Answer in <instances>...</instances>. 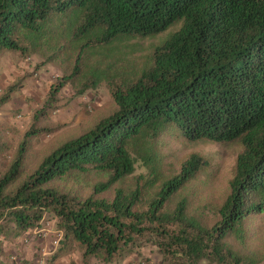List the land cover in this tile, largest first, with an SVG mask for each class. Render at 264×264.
<instances>
[{
    "label": "trees",
    "instance_id": "1",
    "mask_svg": "<svg viewBox=\"0 0 264 264\" xmlns=\"http://www.w3.org/2000/svg\"><path fill=\"white\" fill-rule=\"evenodd\" d=\"M174 27L141 59L126 61L130 42ZM6 54L38 57L36 73L47 64L63 73L0 170V258L5 242L52 216L59 253L77 251L81 264L121 263L146 248L161 264H259L242 250L246 220L264 214V0H0V59ZM29 76L1 93L0 110ZM103 84L116 111L28 168L32 142L57 132L41 124L60 109L62 91L85 96ZM166 137L239 148L212 225L186 194L210 160L192 153L165 171ZM9 148L0 134V156ZM91 173L106 180L86 198L59 187Z\"/></svg>",
    "mask_w": 264,
    "mask_h": 264
},
{
    "label": "rangeland",
    "instance_id": "2",
    "mask_svg": "<svg viewBox=\"0 0 264 264\" xmlns=\"http://www.w3.org/2000/svg\"><path fill=\"white\" fill-rule=\"evenodd\" d=\"M176 30L177 27H174L157 37L130 42L133 48L128 49L130 53L125 56L126 61L135 62L141 59L150 52L153 45L160 44ZM133 51L134 54H132ZM8 56L11 55H4L0 62L3 63V67L10 64ZM14 60L16 74L4 71L3 75H0V95L9 83L11 84L26 75H33L24 81L23 88L14 94L12 100L0 110V134L10 144V148L0 156L1 171L7 169L29 129L32 112L43 103L50 85L63 73L61 67L55 64H47L36 73V66L41 62L36 56L28 61ZM6 82L8 83L6 84ZM115 111L116 107L111 101L105 84L97 93L90 92L79 97H74L72 88L64 89L61 93L60 109L41 124L42 126L56 127L57 132L52 135H42L32 142L27 156V167L32 169L37 166L58 145L85 133ZM163 141L160 151L165 159L163 166L165 171L178 170L180 163L192 153L200 154L210 160L211 167L189 185L186 194L191 203V210H197L199 214L205 212V222L212 225L216 221L211 216L212 210L221 205L229 194V182L234 173L239 148L236 145H217L209 141L189 144L177 142L171 137H166ZM141 172L148 173L138 165V173ZM105 180L104 176L91 173L70 178L59 183V187L80 198H86L93 194L96 184ZM106 196L112 198L113 192ZM41 225L40 228L23 235L13 243L5 242L0 264H51L53 256L59 253L63 243L60 241L58 246L54 244V241L59 239L58 233L60 232L57 231L56 222L52 216H47ZM244 227L248 231V239L247 246L242 251L254 257L259 264H264V214L258 218L246 220ZM38 229L45 231L44 236L35 234ZM37 241H48V249L35 246ZM230 241L233 245H237L235 240ZM140 252L141 255H131L134 257L128 258L126 261L130 264H161V259L155 251L146 248ZM59 254L58 259L54 261L55 264H81V255L77 251L70 254ZM91 264L104 263L92 260ZM112 264H122V262Z\"/></svg>",
    "mask_w": 264,
    "mask_h": 264
},
{
    "label": "crops",
    "instance_id": "3",
    "mask_svg": "<svg viewBox=\"0 0 264 264\" xmlns=\"http://www.w3.org/2000/svg\"><path fill=\"white\" fill-rule=\"evenodd\" d=\"M7 56V54H6ZM4 57V56H3ZM3 57L0 59V62L2 61ZM8 58H10V64L7 65V66H4L3 67V63H0V75L4 73V71H7V72H12L14 75L16 74V62L14 60L13 57L11 56H8ZM22 63V62H21ZM8 82H6L7 84ZM10 85V83L8 85H6V88ZM48 241H37L35 243V246L37 247H42V248H45V249H48ZM134 256H128L123 262L122 264H130V262L126 261L128 258H133ZM59 263H62V262H59Z\"/></svg>",
    "mask_w": 264,
    "mask_h": 264
},
{
    "label": "built area",
    "instance_id": "4",
    "mask_svg": "<svg viewBox=\"0 0 264 264\" xmlns=\"http://www.w3.org/2000/svg\"><path fill=\"white\" fill-rule=\"evenodd\" d=\"M44 232H45V231L38 229V230L35 231V234H38V235H42V236H44ZM58 235H59V239L54 241V244H55L56 246L59 245V243H60V241H61V238H62V234H61V233H58ZM54 264H55V263H54Z\"/></svg>",
    "mask_w": 264,
    "mask_h": 264
}]
</instances>
